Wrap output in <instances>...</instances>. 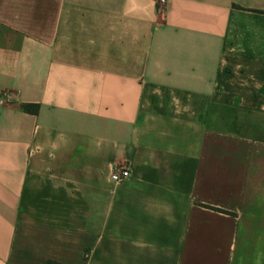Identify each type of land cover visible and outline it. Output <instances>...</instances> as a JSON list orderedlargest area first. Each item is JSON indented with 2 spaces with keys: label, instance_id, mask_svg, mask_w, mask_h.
Segmentation results:
<instances>
[{
  "label": "crops",
  "instance_id": "0c3cea01",
  "mask_svg": "<svg viewBox=\"0 0 264 264\" xmlns=\"http://www.w3.org/2000/svg\"><path fill=\"white\" fill-rule=\"evenodd\" d=\"M0 92V264H264V0H0Z\"/></svg>",
  "mask_w": 264,
  "mask_h": 264
},
{
  "label": "built area",
  "instance_id": "2783aa9c",
  "mask_svg": "<svg viewBox=\"0 0 264 264\" xmlns=\"http://www.w3.org/2000/svg\"><path fill=\"white\" fill-rule=\"evenodd\" d=\"M157 6L158 14L164 18L168 0H154ZM10 94L7 92H0V106L9 103ZM130 172L126 168L119 167L111 175V178L114 182H121L127 177H129Z\"/></svg>",
  "mask_w": 264,
  "mask_h": 264
},
{
  "label": "trees",
  "instance_id": "16d2710c",
  "mask_svg": "<svg viewBox=\"0 0 264 264\" xmlns=\"http://www.w3.org/2000/svg\"><path fill=\"white\" fill-rule=\"evenodd\" d=\"M22 109L29 114H37L39 110V105L37 104H25L22 105ZM46 264H62L53 260H48Z\"/></svg>",
  "mask_w": 264,
  "mask_h": 264
}]
</instances>
